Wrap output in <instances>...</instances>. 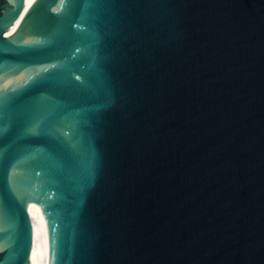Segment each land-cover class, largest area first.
<instances>
[{"label":"water","instance_id":"95a60500","mask_svg":"<svg viewBox=\"0 0 264 264\" xmlns=\"http://www.w3.org/2000/svg\"><path fill=\"white\" fill-rule=\"evenodd\" d=\"M98 2L0 0V264H264V0Z\"/></svg>","mask_w":264,"mask_h":264},{"label":"bare ground","instance_id":"6f19581e","mask_svg":"<svg viewBox=\"0 0 264 264\" xmlns=\"http://www.w3.org/2000/svg\"><path fill=\"white\" fill-rule=\"evenodd\" d=\"M11 4H15L16 0H9ZM39 0H24V5L21 12V17L14 26L9 28L10 35L12 34L16 38L26 40L28 42L35 43L36 35L27 33L26 28L28 26L30 17L35 10ZM7 70V69H6ZM3 70L0 73V104L8 99L11 96L20 93L25 90L28 86L30 69L21 72H15L11 70ZM11 150V149H7ZM0 152V156L5 154L7 151ZM23 198L25 200V193L23 192ZM4 226L3 219L0 213V229ZM6 246V242H0V251L3 250Z\"/></svg>","mask_w":264,"mask_h":264},{"label":"snow or ice","instance_id":"6c2138e0","mask_svg":"<svg viewBox=\"0 0 264 264\" xmlns=\"http://www.w3.org/2000/svg\"><path fill=\"white\" fill-rule=\"evenodd\" d=\"M102 4H103V0H99V2L96 5V7L97 8H100L102 6ZM82 22H84V21L82 20ZM89 27L90 28L92 27V24L91 23H89ZM45 71H46V69H45ZM77 79H80V77H77ZM2 168H3V164H2V162H0V169H2Z\"/></svg>","mask_w":264,"mask_h":264}]
</instances>
